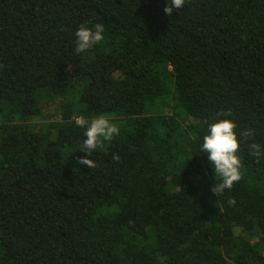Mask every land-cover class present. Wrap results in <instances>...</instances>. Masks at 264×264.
<instances>
[{"label": "trees", "instance_id": "trees-1", "mask_svg": "<svg viewBox=\"0 0 264 264\" xmlns=\"http://www.w3.org/2000/svg\"><path fill=\"white\" fill-rule=\"evenodd\" d=\"M168 3L0 0V264H264V0ZM99 115L119 133L88 168L75 120ZM225 118L242 178L216 196Z\"/></svg>", "mask_w": 264, "mask_h": 264}, {"label": "clouds", "instance_id": "clouds-1", "mask_svg": "<svg viewBox=\"0 0 264 264\" xmlns=\"http://www.w3.org/2000/svg\"><path fill=\"white\" fill-rule=\"evenodd\" d=\"M185 5V0H169L165 6L164 12L166 15H171L173 8L180 9ZM105 28L102 23H97L94 27L80 26L76 31V52L82 53L91 47L101 43L104 40ZM231 113H224L230 115ZM219 115V114H218ZM76 125L84 128L86 127L85 136L83 141L82 152L84 156L78 159V164L87 166L88 168H95L97 165L89 157L92 151L97 148L101 139L111 140L119 133L118 126L111 122L105 115H99L91 121L87 120L84 116H78L75 120ZM237 124L232 119H218L208 125V133L203 137L201 152L208 154V159L214 170V174L221 178V182L214 183L211 191L218 196L223 193L225 189H231L236 182L242 178V161L238 155L240 143L235 129ZM241 135L248 139L253 135V130H244ZM251 155L257 159L264 156V148L255 142L249 144ZM114 159H119L118 156ZM229 205L234 206L236 200L229 199Z\"/></svg>", "mask_w": 264, "mask_h": 264}]
</instances>
